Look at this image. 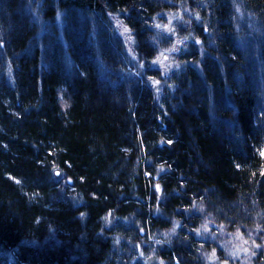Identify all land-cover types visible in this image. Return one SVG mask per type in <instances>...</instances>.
I'll list each match as a JSON object with an SVG mask.
<instances>
[{"label": "trees", "instance_id": "16d2710c", "mask_svg": "<svg viewBox=\"0 0 264 264\" xmlns=\"http://www.w3.org/2000/svg\"><path fill=\"white\" fill-rule=\"evenodd\" d=\"M237 10L264 31V0H0V264H264V45Z\"/></svg>", "mask_w": 264, "mask_h": 264}, {"label": "rangeland", "instance_id": "374dc122", "mask_svg": "<svg viewBox=\"0 0 264 264\" xmlns=\"http://www.w3.org/2000/svg\"><path fill=\"white\" fill-rule=\"evenodd\" d=\"M238 14H239L238 17L240 16L239 18V23L241 25L240 28L242 29L245 35L247 34L246 38L253 36L255 37V35H252L253 33H255L256 37L261 36L260 40L263 41L262 44L264 45V31L260 29V24H259L260 21H257L256 19L249 17L250 15L246 16L247 13L242 14L241 12H238ZM242 15L248 18L243 19ZM110 22L112 24L114 33L118 36V38L121 40V42L124 45L125 54L127 55L132 68L134 69V71H136V69L141 71L143 69V66L142 63H140L137 60L134 54V43L129 29L125 27L118 19H116L113 16L110 17ZM169 22H171V20H169ZM165 31H167V34L169 33L168 32L169 30H167V28ZM173 41H174L173 46L170 49L160 51L158 55L149 63L150 69L157 70L159 76H161L160 79L151 78L147 80L148 85L152 88L154 94L157 97H159L158 95L161 94V90L164 88V85L167 84V80L170 74L172 73V71L176 70L177 68L176 55H178L179 50L183 48L182 46L184 44L183 41H180V39L177 38L173 39ZM143 248L138 249L139 253L136 257V260L138 258H142L143 264H164L160 258L155 257L154 255L155 250L153 248L150 249V246L145 247L144 248L146 250L145 252L141 251V249L143 250ZM236 250L239 251L240 246H237ZM216 262L217 261H215L213 258H210L206 262V264H216ZM11 263H12L11 261L3 262V264H11Z\"/></svg>", "mask_w": 264, "mask_h": 264}, {"label": "snow or ice", "instance_id": "6c2138e0", "mask_svg": "<svg viewBox=\"0 0 264 264\" xmlns=\"http://www.w3.org/2000/svg\"><path fill=\"white\" fill-rule=\"evenodd\" d=\"M18 182V181H17Z\"/></svg>", "mask_w": 264, "mask_h": 264}]
</instances>
